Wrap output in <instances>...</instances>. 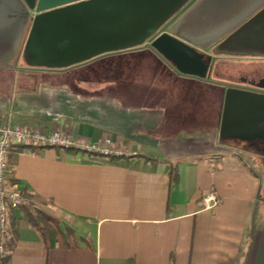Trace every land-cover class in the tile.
I'll use <instances>...</instances> for the list:
<instances>
[{"label": "crops", "instance_id": "crops-1", "mask_svg": "<svg viewBox=\"0 0 264 264\" xmlns=\"http://www.w3.org/2000/svg\"><path fill=\"white\" fill-rule=\"evenodd\" d=\"M137 68L116 80L113 67L97 94L92 82L64 80L72 69H25L21 82H0V124L63 129L125 153L13 146L11 183L34 207L10 212L9 264H264V159L220 140L224 84L197 83L217 96L208 115L200 97L141 96L147 67ZM181 99L187 126L179 125Z\"/></svg>", "mask_w": 264, "mask_h": 264}, {"label": "water", "instance_id": "water-1", "mask_svg": "<svg viewBox=\"0 0 264 264\" xmlns=\"http://www.w3.org/2000/svg\"><path fill=\"white\" fill-rule=\"evenodd\" d=\"M141 49L201 80L210 49L264 58V0H0V66L21 52L28 68L69 70ZM219 138L264 151V94L229 86Z\"/></svg>", "mask_w": 264, "mask_h": 264}, {"label": "rangeland", "instance_id": "rangeland-1", "mask_svg": "<svg viewBox=\"0 0 264 264\" xmlns=\"http://www.w3.org/2000/svg\"><path fill=\"white\" fill-rule=\"evenodd\" d=\"M114 66H121L122 71H125L126 68L133 70L139 66L147 67L146 73L144 72L145 69H143V75L141 74V82L144 84L140 93L141 96L145 98L159 97L160 99L164 97L165 91L167 90V92L171 91L175 97H182L183 95H185L186 98L200 97V100H203L205 103L202 113H208V115H211L215 112L214 109L209 108L210 105L214 108L215 100L217 99L215 91L212 90V87L208 86L207 89L204 87L203 89L205 91L203 93V91L199 88L201 85L197 84L201 82L194 79L178 77L173 72H170L155 54L145 51V49L130 51L124 54L123 57L114 58L113 56H110L99 58L90 63L78 66L77 68L65 73L64 80L81 87L85 85L84 83L92 82L90 83V86H96L92 92L97 94L100 93L104 86L102 85L103 83H98L99 79L107 77L111 74ZM251 68L254 69L252 73L249 71ZM25 69L26 66L22 60L21 52H19L18 57L12 64L0 66V82H21L24 79L23 73ZM263 70L264 61L249 58H226L217 61L215 67L211 69L209 78H211V81L216 82H235L237 81L236 79H239V77L250 74L252 78L258 79L260 78ZM146 84H149L150 86H157L158 88L156 90H150ZM221 84L225 85L228 83ZM83 87H86V85ZM180 104L181 105L177 110L180 122L179 125L187 126L191 123V120L187 119L186 116V112L189 110L188 100L181 99ZM243 148L246 149L245 146H243ZM260 174L264 180V169L260 171ZM263 203L264 202H262V204Z\"/></svg>", "mask_w": 264, "mask_h": 264}, {"label": "built area", "instance_id": "built-area-1", "mask_svg": "<svg viewBox=\"0 0 264 264\" xmlns=\"http://www.w3.org/2000/svg\"><path fill=\"white\" fill-rule=\"evenodd\" d=\"M13 146L22 147L23 151L33 154L35 147H47L63 150H73L78 153H96L110 157L124 156L121 149H112L108 146L96 145L89 141H80L63 129L51 133L45 129L33 130L10 124H0V257L7 258L4 236L8 227L9 215L12 210L21 207L33 208V200L11 183L10 149ZM206 208L217 205L214 195L204 199Z\"/></svg>", "mask_w": 264, "mask_h": 264}, {"label": "flooded vegetation", "instance_id": "flooded-vegetation-1", "mask_svg": "<svg viewBox=\"0 0 264 264\" xmlns=\"http://www.w3.org/2000/svg\"><path fill=\"white\" fill-rule=\"evenodd\" d=\"M150 50V49H149ZM152 51V50H151ZM153 52V51H152ZM157 57H159L161 60H163L168 66H170V68L178 75V76H181V77H184V78H188V79H194V80H197L201 83H228V84H225V88L227 89L229 86H232V87H237V88H241V89H244V90H250V91H254V92H258V93H262L264 94V70L260 76V78L256 79V78H252L249 75H245V76H241L239 77V79H236L237 81L235 82H216V81H211V78H209V76L204 79V80H201V79H197V78H193V77H187V76H182V75H179L175 70H174V64L173 63H168L166 62L160 55H158L157 53L153 52ZM226 58H238V57H214L213 54H212V51L211 50H208L205 52V61L206 63L208 64L209 66V73L211 72V69L215 67L217 61L220 59H226ZM245 59V58H244ZM249 59H257V60H260V61H264V58H249ZM253 68V67H252ZM249 70L250 73H252V71L254 69ZM26 69H29V70H32V71H45V72H49V73H61V72H66V71H69V70H46V69H31V68H28L26 66ZM229 142H232L234 143L235 145H237L239 148H243V146H245L247 149L249 150H252L255 154H258L260 155V157L262 159H264V151H258L256 149H252V148H249L248 145L245 143V142H240V141H237V140H231ZM260 147V146H259Z\"/></svg>", "mask_w": 264, "mask_h": 264}, {"label": "trees", "instance_id": "trees-1", "mask_svg": "<svg viewBox=\"0 0 264 264\" xmlns=\"http://www.w3.org/2000/svg\"><path fill=\"white\" fill-rule=\"evenodd\" d=\"M130 52V51H129ZM124 53H127V52H123V53H117V54H112V55H108V56H104V57H102V58H105V57H110V56H113V57H117V56H119V55H122V54H124ZM26 66V65H25ZM114 68H115V79L117 80H122V78H123V75H124V73H123V71L121 70V66H114ZM125 72V71H124ZM115 80V81H116ZM70 151H73V150H70ZM43 219V218H42ZM33 222H37V223H41L40 222V218H34L33 219ZM0 264H9V257H7V258H1L0 257ZM129 264H136L135 262H130Z\"/></svg>", "mask_w": 264, "mask_h": 264}]
</instances>
